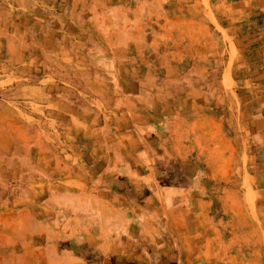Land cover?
I'll return each mask as SVG.
<instances>
[{"label":"rangeland","instance_id":"1","mask_svg":"<svg viewBox=\"0 0 264 264\" xmlns=\"http://www.w3.org/2000/svg\"><path fill=\"white\" fill-rule=\"evenodd\" d=\"M191 91L224 135L172 158ZM256 116L264 0H0V264H264Z\"/></svg>","mask_w":264,"mask_h":264},{"label":"crops","instance_id":"2","mask_svg":"<svg viewBox=\"0 0 264 264\" xmlns=\"http://www.w3.org/2000/svg\"><path fill=\"white\" fill-rule=\"evenodd\" d=\"M202 21V20H201ZM198 41H200V45L202 48L208 50L210 45L208 43V39H198ZM206 55L208 54V52L205 53ZM198 65H201V62H197ZM201 90L203 91L204 89L201 88ZM189 96L194 97L192 100V111H190L189 115L187 117H185V120L181 123L179 120H175L173 121L172 127L171 129L167 132H163V135H165V133L168 134V139H164V141L166 143L163 142V144L161 143V141H156L159 142V144L161 146H164L166 144H168L167 148L164 146V148L166 149V152L169 153L168 155L170 157H174L177 158L176 156H180L181 154L184 153V149L181 146L182 143H185L184 140L186 137L190 138V145L191 147L195 148V142L193 141V139L191 138L192 134L197 137L198 139V130L196 129L199 126V122H204L206 124V133L209 134V136H214V135H224L223 130L221 132L220 129L221 127H218V120L217 118L214 117L213 113L208 112V114H206V119L205 121L201 120V115L199 114V110L198 107L200 105V101L198 100V94L194 91H191L189 93ZM262 118V117H261ZM258 118L257 116L253 119V121H251V124L249 125L253 131V138L256 142H260L263 138H264V117L261 119ZM261 119V120H260ZM223 125V123L220 124V126ZM115 128V127H113ZM218 128V129H215ZM116 129V128H115ZM196 129V130H195ZM112 136V135H111ZM239 137H242L239 136ZM112 138V137H111ZM108 144V143H107ZM141 148V147H140ZM138 148V149H140ZM128 150V151H127ZM139 150L137 149H133V148H127L126 151L123 152V162H130L133 159H136L137 157L134 156H138ZM110 156V157H109ZM132 164V163H131ZM135 164V165H134ZM132 164V170H126L124 169V167L122 168H118L117 170L115 169V167L113 166V162H112V154H105V162H102L99 166V169H96L94 175L99 176V183L100 185L104 182H106L107 179H109L110 177H115L114 175L116 174L118 177L123 178L125 181L129 180V176L133 173V172H137L133 174V177H138L140 175H143L145 178H148L150 175L155 176V170L151 169L149 166H140L137 163ZM141 179L142 184H144L142 186V188H144V186H154V184L152 182H156V180L152 181L151 183H147V179ZM145 182V183H144ZM102 188V187H101ZM124 201H122L123 203ZM112 210L117 209V206H112L111 207ZM104 221V220H103Z\"/></svg>","mask_w":264,"mask_h":264}]
</instances>
